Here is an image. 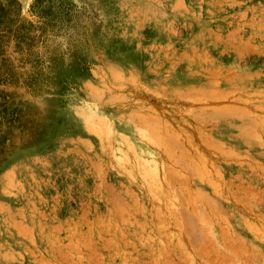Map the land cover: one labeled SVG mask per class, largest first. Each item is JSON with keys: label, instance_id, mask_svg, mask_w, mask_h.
Masks as SVG:
<instances>
[{"label": "rangeland", "instance_id": "1", "mask_svg": "<svg viewBox=\"0 0 264 264\" xmlns=\"http://www.w3.org/2000/svg\"><path fill=\"white\" fill-rule=\"evenodd\" d=\"M0 1V264H264V0Z\"/></svg>", "mask_w": 264, "mask_h": 264}, {"label": "trees", "instance_id": "2", "mask_svg": "<svg viewBox=\"0 0 264 264\" xmlns=\"http://www.w3.org/2000/svg\"><path fill=\"white\" fill-rule=\"evenodd\" d=\"M4 15H5V8H4V5L0 1V22Z\"/></svg>", "mask_w": 264, "mask_h": 264}]
</instances>
